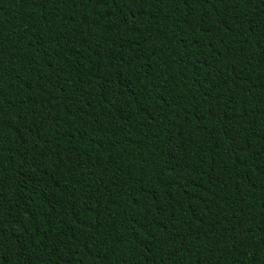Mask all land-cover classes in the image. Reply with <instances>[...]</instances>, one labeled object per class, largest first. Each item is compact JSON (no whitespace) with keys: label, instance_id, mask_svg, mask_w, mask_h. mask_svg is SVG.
Returning <instances> with one entry per match:
<instances>
[{"label":"trees","instance_id":"16d2710c","mask_svg":"<svg viewBox=\"0 0 264 264\" xmlns=\"http://www.w3.org/2000/svg\"><path fill=\"white\" fill-rule=\"evenodd\" d=\"M0 264H264V0H0Z\"/></svg>","mask_w":264,"mask_h":264}]
</instances>
